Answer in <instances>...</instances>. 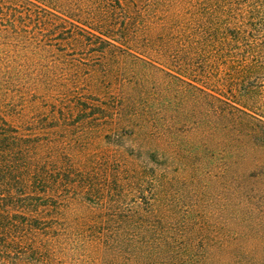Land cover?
Listing matches in <instances>:
<instances>
[{
  "label": "trees",
  "instance_id": "1",
  "mask_svg": "<svg viewBox=\"0 0 264 264\" xmlns=\"http://www.w3.org/2000/svg\"><path fill=\"white\" fill-rule=\"evenodd\" d=\"M0 264H264V0H0Z\"/></svg>",
  "mask_w": 264,
  "mask_h": 264
}]
</instances>
